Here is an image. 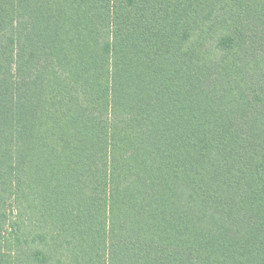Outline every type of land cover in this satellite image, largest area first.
<instances>
[{
    "label": "trees",
    "instance_id": "obj_1",
    "mask_svg": "<svg viewBox=\"0 0 264 264\" xmlns=\"http://www.w3.org/2000/svg\"><path fill=\"white\" fill-rule=\"evenodd\" d=\"M0 264H264V0H0Z\"/></svg>",
    "mask_w": 264,
    "mask_h": 264
}]
</instances>
